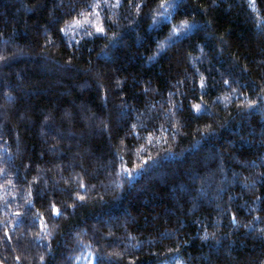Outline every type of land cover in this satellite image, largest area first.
<instances>
[{
  "label": "trees",
  "instance_id": "16d2710c",
  "mask_svg": "<svg viewBox=\"0 0 264 264\" xmlns=\"http://www.w3.org/2000/svg\"><path fill=\"white\" fill-rule=\"evenodd\" d=\"M90 259L264 264V0H0V264Z\"/></svg>",
  "mask_w": 264,
  "mask_h": 264
},
{
  "label": "snow or ice",
  "instance_id": "6c2138e0",
  "mask_svg": "<svg viewBox=\"0 0 264 264\" xmlns=\"http://www.w3.org/2000/svg\"><path fill=\"white\" fill-rule=\"evenodd\" d=\"M117 3H119V0H117ZM93 7H95V5H93ZM158 15L167 18L169 14L165 11V12L159 13ZM153 20L156 21V17H153ZM93 23H95V22H93ZM188 28H189V25L187 24V22H181L179 26H175V25H174V26L170 29V31H169V37H175V36H177L179 33H181L182 31L187 30ZM96 30H97V31H100V32H103V31H104V28H103L102 25H97V26H96ZM61 31H63V29H61ZM166 39H167V38H166ZM163 46H164V45L161 44V45H159L158 47H163ZM225 83H227V81H225ZM253 104H255V101H248L246 107H247V106H250V105H253ZM194 107H196L197 109H199V108H200V105L197 104V105H194ZM54 210H55V208H54ZM207 235H209V234H206L205 237H203V239H207Z\"/></svg>",
  "mask_w": 264,
  "mask_h": 264
},
{
  "label": "rangeland",
  "instance_id": "374dc122",
  "mask_svg": "<svg viewBox=\"0 0 264 264\" xmlns=\"http://www.w3.org/2000/svg\"><path fill=\"white\" fill-rule=\"evenodd\" d=\"M88 22H89V21H88ZM208 157H209V155H208ZM204 164H206V162H204ZM175 171H176V170H175ZM158 174H159V173H158ZM161 174H162V173H161ZM205 181H206V180H205ZM205 181H204V182H205ZM183 194H184V193H183ZM214 197H215V196H214ZM190 198H191V200L193 199L192 196H190ZM87 264H91V259H90V262H88Z\"/></svg>",
  "mask_w": 264,
  "mask_h": 264
}]
</instances>
